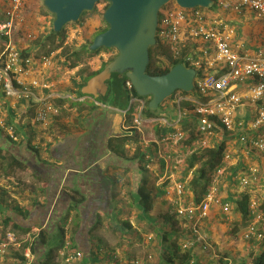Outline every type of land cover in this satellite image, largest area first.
Listing matches in <instances>:
<instances>
[{
  "label": "built area",
  "instance_id": "built-area-1",
  "mask_svg": "<svg viewBox=\"0 0 264 264\" xmlns=\"http://www.w3.org/2000/svg\"><path fill=\"white\" fill-rule=\"evenodd\" d=\"M23 4L24 0H10L6 18L0 21V114L3 104L14 109L20 101H28V104L15 114L14 123L5 126L0 121V125L12 140L18 139L15 128L20 127L15 121L25 119L27 127L36 129L40 125L47 124L62 109L48 99L38 98L35 94V89L44 90L52 86L51 82L40 79L39 74H36L37 66L51 65L57 53L52 51L49 55L37 57L20 49L14 42V35L22 21ZM215 4L220 8L234 11L248 10L257 17L264 16V0H215ZM233 33L232 27L228 24L210 19L206 8L174 7L160 19L158 18L156 39L170 49L174 59L178 58L186 48V35L206 42L213 53L210 57L208 49H201L202 60L196 65L203 64V66L197 69V76L194 79L196 97L179 98L177 101L179 112L173 126L166 118H148L142 114L148 98L130 100L132 107L137 103L136 112L132 113L131 128L141 132L144 125L151 123L173 127V131L161 139L152 140L157 144V156L163 161L164 169H171L174 155L173 152L163 151L161 143L167 144L170 149L172 147L183 149L182 160L186 156L200 153L207 147L224 145L221 160L214 167L207 191L198 204L189 201L184 205V185L180 182L174 185L177 198L173 202L178 205V211L194 219L192 229L195 239L184 243V248L195 247L196 243L201 242L204 251L210 249V243L198 229L199 222L209 215L213 206L222 210L227 221L231 220L232 201L236 198L241 199L243 194H249L252 217L243 228L240 237L246 242L254 241V246H258L263 238L259 226L262 225L264 218L258 206L264 195V183L260 184L257 170L262 169L264 175V47L256 49L252 54L238 53L232 48ZM188 60L191 61V56ZM126 85L129 89L132 87L129 81ZM181 100L190 101L193 109L181 110ZM31 108L33 114L25 117ZM188 112L193 115L196 136L189 144H184L185 132L179 125L188 117ZM147 168L151 167L147 165ZM229 169H243L235 176L237 183L231 185L233 200L220 191L223 180L226 181L227 175H231ZM232 178L234 177H231V181ZM3 183L2 178L0 186ZM26 239L7 229L0 240V264H4L10 250H20L22 242ZM22 254L26 258V264H29L32 260L30 247L22 249ZM214 256L217 260L222 259L221 264H235L229 256L216 253ZM58 258L69 263L80 259L81 253L69 250V244L66 242L60 249ZM116 258L120 259L119 255ZM114 259L110 264H124ZM195 263V259L190 262V264ZM218 263L219 261L215 264ZM247 264H251V261L248 260Z\"/></svg>",
  "mask_w": 264,
  "mask_h": 264
},
{
  "label": "crops",
  "instance_id": "crops-1",
  "mask_svg": "<svg viewBox=\"0 0 264 264\" xmlns=\"http://www.w3.org/2000/svg\"><path fill=\"white\" fill-rule=\"evenodd\" d=\"M9 3L10 0H0V21L5 20ZM213 4L210 9L206 8L207 16L212 20L232 27L234 31L232 48L234 51L252 54L256 49L264 47V16L257 17L248 10L234 11ZM21 15L22 21L14 35V42L20 49L32 52L29 40L36 37L37 39L44 38L47 35L53 22V15L46 11L43 0H24ZM186 48L191 56L190 63L195 65L198 70L203 66V64L202 66L196 65L202 60L201 49H208L210 57L213 56L212 49L209 48L206 42L192 39L189 35H186ZM33 54L37 57L46 55L45 53ZM59 61H62V59L54 57L51 65L39 64L37 66L36 74H39L40 79L51 82L52 86L44 90L35 89V94L38 98L48 99L53 103L57 98L66 99L64 106H67V103H73L68 106L69 111H73L74 114L57 119L51 118L47 124L40 125L36 129L27 127L25 119L15 121L20 127L26 125L21 127L20 135L23 139L17 143L8 140L9 136L2 128L3 126L0 125L3 130L0 129V148L9 151L22 162V166L16 167L5 164L3 168L1 174L4 183L0 186V217L9 216L23 227L34 226L35 230L45 226L44 224H47L54 217V215L52 216L53 209H55L57 216L62 214L60 208L65 204L64 201H60L67 198L65 190H68L67 187H71L73 183L78 185L87 183L92 185L91 189L96 191L102 188H100L101 184L109 190V193L105 190L106 194L108 193L106 197H115L117 207H123L122 201L125 199L126 191L132 188L133 174L137 172L136 164L129 161L131 151L119 155L114 153L113 149L111 150L108 146L110 140L132 134L130 125L127 126L128 123L126 124L125 121L128 112L104 100L96 101L95 98L87 95L77 97L72 94V85L68 86L69 83H65L64 88H61L60 83L66 82L63 78L67 73L60 71ZM75 78L80 80V77L69 75V79ZM27 104L28 101H20L14 109L3 104L2 113L0 114L1 123L4 125L9 119L14 121L15 114ZM80 108L83 117L76 120L75 116ZM187 116L183 123L179 125L183 130L184 126L193 124V117L190 112ZM25 117H29V115L27 114ZM29 135L32 138L31 142L40 147L38 153L33 152L25 143V138ZM143 142L148 143L146 140ZM116 144V141L111 142L113 148H117ZM124 147L127 150L128 148L133 150L131 144H125ZM161 147L165 152H173V167L175 156L181 158L184 156L183 149L176 147L170 149L165 143H161ZM109 159L114 160V162L111 164L108 162ZM98 165H101L102 168L93 169ZM173 170L164 169L160 177V179L164 178L163 180H171L172 186L166 194V199L169 202L173 201L171 200L170 191L174 190V185L178 181L176 173L179 170ZM242 171L243 169H229L231 175H227L228 179L226 181L223 180L220 189L224 196L232 197L233 200L230 192L231 185H233L231 177L239 175ZM257 171L260 184L264 183L262 169ZM191 172H189L187 178L191 176ZM160 179L157 182L158 184L163 181ZM99 194L100 196L105 195L103 192H99ZM189 195H191L190 192ZM58 200L59 205L55 208ZM103 200L99 198V202H91L88 205L106 203ZM239 200L237 199V201ZM232 205L234 206L233 203ZM240 217V213L235 212L232 218L239 220ZM133 218L134 215L132 214L130 217L131 222L134 221ZM107 222H110V220L105 218L103 223L106 224ZM69 225L70 220L66 226ZM66 226L65 228H67ZM227 226L228 223H226L222 210L213 206L206 219L200 222L199 227L200 232L205 240L210 243L211 248L204 251L200 246L201 242H198L194 247L196 263L215 264L218 262L214 256L216 253L231 257L235 264H244L243 261L246 257H241L240 254L242 253L239 252L241 249L233 245L232 238L234 236L226 232ZM105 229L106 226L103 225L95 233L96 236L104 240L103 232H105ZM26 238H28V235H25ZM105 242L104 240L103 243Z\"/></svg>",
  "mask_w": 264,
  "mask_h": 264
},
{
  "label": "trees",
  "instance_id": "trees-1",
  "mask_svg": "<svg viewBox=\"0 0 264 264\" xmlns=\"http://www.w3.org/2000/svg\"><path fill=\"white\" fill-rule=\"evenodd\" d=\"M213 3H215V0H213ZM176 6L178 5L175 3V1H169L160 8L158 18L160 19L162 15ZM210 8L211 7H209V9ZM94 10L95 7L92 11ZM85 13L87 12H83L82 15ZM81 17L78 21L73 23H80ZM105 29L107 28L105 27L99 30L96 34L103 32ZM65 38L66 32L64 28L59 32H55L51 25V28L45 37V45L48 46V50L45 51V54L49 55L50 52L59 48H63L62 44ZM85 50L90 55H94L99 53L101 50H109V48H99L97 50L91 51L86 45ZM78 54L79 53L77 51L73 52L75 59L69 64V67L73 70H76L80 80H76V78L72 79L71 89L73 95L82 97L84 96L80 92L82 85H84V83L91 76L99 72L107 64V62L96 70L78 68L80 65ZM66 58H69L68 55H66ZM188 58H190V53L187 48H184L182 54L178 58L174 59L171 56L170 49L157 39L156 44L149 48V63L146 71L152 75L163 74L178 63H182L187 67L196 68L195 65L190 63ZM127 81L128 79L123 74H112L110 80L107 82L109 88L106 97L112 95L111 104L119 109L126 110L129 113L127 118L132 119L130 111L133 110V107L130 106V100L132 98L146 99V97L138 96L133 87L129 89L126 85ZM177 92L178 91L174 92L163 102L172 98ZM179 92L182 97H196L195 90L191 92L179 90ZM101 100L102 99L100 98L98 99V101ZM65 101L66 99L64 98L55 99V103L64 109ZM148 101L149 99L145 103L142 114L148 118L158 117L157 114L159 110H150L148 108ZM72 104L73 103L70 105ZM180 108L181 110H192L193 104L190 101L181 100ZM61 110L63 109H60V113L55 115L53 119L60 118ZM32 114L33 108L28 111L29 117ZM81 117L83 116L80 108L78 109L75 119L78 120ZM5 123V126H9L14 123V121L13 119H9ZM25 126L23 125L21 127ZM21 127L16 126L15 128V134L17 135L18 139L12 140L8 137V140L13 143H17L19 140L23 139L20 135ZM195 129V122H193V124L190 126H184V144H189L195 138ZM130 131H132L130 136L114 138V140H110V145L108 144L109 148L111 150L113 149V152L119 155H124V153H129V151H131V153H129V161L136 164L137 167V172L133 174V186L130 190L126 191L125 199L122 201L124 204L123 207H117L115 197H106L109 193V190H107L101 184L100 188H102L99 191H96L95 189H91L92 185L87 183H84L83 185L73 183L71 187H67L68 190H65L67 198L60 201H64L65 204V206L60 208L62 214L57 216L55 209H53L54 211L52 216L54 215V217L50 219L47 224H44L45 226L40 227L38 230H35L34 226L23 227L9 216L0 217V240L3 238L4 232L7 229L12 230L20 237H23V239H25V235H28V238L22 242V247L20 250H10V252L5 257L4 264H26V258L22 254V249L27 246L30 247L32 254V260L29 264H110V261L112 262L114 258L115 261H122L124 264H137L134 261H127L126 258L122 256L120 251L105 246L103 244L104 240L100 237H97L95 234L97 230H99L103 225L107 227L108 225H111L113 230H117L119 232L121 231L122 233H125L126 236L130 232L137 231L134 221L131 222L130 220L132 214L134 215L133 219L138 221L146 219L149 230H155L156 250L160 256H158V258H156L153 263L147 264H190V262L195 259V248L191 246H187L185 248L183 247L184 243L195 239L192 229L194 219L188 217L185 213H180L178 211V205L173 202L177 198L174 190L170 191L172 198L171 200L173 201L169 202L166 199V194L169 188L172 186L171 180L166 179L159 184L157 183L164 171L163 161L157 156V144L152 141L147 144L144 143L141 140L139 131H137L135 128L130 127ZM171 131H173V127L163 125L161 123H156L153 126V134L157 139H161ZM25 139V143L33 152L38 153V151H40V147H38L37 144H33L31 142V135L27 136ZM113 141L117 142L116 146L118 149L115 147L113 148L111 145V142L113 143ZM125 144H131L133 146V150L131 148H128L127 150L124 147ZM223 148V144L217 145L215 147H207L200 153L186 156L182 160L183 167L182 169H179L178 173L176 174L178 180L177 182H180L184 185V205H186L189 201H193L195 204H198L203 199L209 185L210 175L214 167L221 160ZM108 162L112 164L114 160L109 159ZM5 164L16 167L22 166V162L15 155L5 149L0 148V179H2L1 173H3L2 171L5 167ZM147 165H149L151 168L148 169ZM101 168V165H98L93 169ZM190 171H192L191 176L187 178V175ZM233 177L232 183L236 184L237 181L235 176ZM105 190L108 191L107 194ZM99 192H103L105 195L103 196L102 194L100 196ZM189 192L191 195H189ZM99 198L104 199L103 201L106 203L100 205H88L91 202H99ZM234 201L235 202L232 201L234 204V206L232 205V217L235 212L240 213V221L243 220L245 224L244 227H246L248 221L252 217L251 209L249 207V194H244L239 201H237V198L234 199ZM58 205L59 200L55 208ZM19 208H21V206H19ZM258 210L259 212L263 213L264 218V195L260 205L258 206ZM105 218L110 220L109 223L107 222L108 224L103 223ZM69 220L70 225L66 226ZM200 222L198 224V229L200 227ZM226 223L230 224V222ZM65 226L67 228H65ZM238 230L239 229L235 227L232 229V233L236 235ZM259 232L262 233L263 238L258 243V246H255L256 250L252 248L251 251H249V254L243 261L244 264H247L248 260L251 261V264H264V221L262 225L259 226ZM148 237L151 238V236ZM66 242L69 244V250L81 253L80 259L71 261L69 263L58 261L59 251ZM249 245L253 246L254 241H249ZM118 255L120 259L116 258ZM105 260L108 261L104 262ZM217 261H219L218 264L222 263V259H218Z\"/></svg>",
  "mask_w": 264,
  "mask_h": 264
},
{
  "label": "water",
  "instance_id": "water-1",
  "mask_svg": "<svg viewBox=\"0 0 264 264\" xmlns=\"http://www.w3.org/2000/svg\"><path fill=\"white\" fill-rule=\"evenodd\" d=\"M108 3L103 12L107 29L94 36L88 45L91 51L113 48L116 56L80 88L92 98L105 96L112 74H123L136 94L149 99L148 108L159 105L174 92L194 90L197 69L178 63L163 74L147 73L149 48L156 44L160 8L171 0H43L53 15L52 28L61 31L67 23L79 20L83 12L93 10L96 3ZM182 8H209L213 0H173Z\"/></svg>",
  "mask_w": 264,
  "mask_h": 264
},
{
  "label": "rangeland",
  "instance_id": "rangeland-1",
  "mask_svg": "<svg viewBox=\"0 0 264 264\" xmlns=\"http://www.w3.org/2000/svg\"><path fill=\"white\" fill-rule=\"evenodd\" d=\"M106 6H107V2L104 1L96 3L94 6L95 10L87 11V13L82 15L80 23L70 22L64 26V30L66 32V38L62 44L63 48H59L54 51L55 53H57L56 57L62 59V61H59L60 71L67 73L63 78V80H65L66 82L60 83L61 88H64L65 83H69L68 86L72 85L71 83L72 79H69V75L75 76L77 78L79 77L77 75L76 70H73L69 67V64L75 59L73 55L74 51H77L79 53L78 60L80 65L78 66V68H87V69L96 70L99 69L104 63L109 62L110 58L112 57V52H110V50H102L100 54H94V55H90L85 50V46L91 42L95 34L99 30L106 27V23L103 20V12ZM46 11L50 13L47 9ZM45 37L46 36L40 39H37L36 37L35 39L32 38V40H29L32 46L31 51L33 53H45V51L48 50V46L45 45L46 42ZM66 55H68L69 58H66ZM181 97L182 96L178 91L177 93H175V95L172 98L167 99L165 102H162L159 105L158 108L159 111L157 114L158 117L156 118L159 117L166 118L167 122L173 126L176 120L175 117L178 116V112H179V106L177 101ZM98 99L95 98L96 101ZM104 101L111 103L112 95L107 96ZM67 104L70 105L69 103ZM68 105L65 106V109L62 108L63 110H61L60 118L66 116H72L74 114L73 111H69ZM133 107L134 110L130 111L131 116H132L131 113L136 112L137 103H134ZM127 116L128 115L126 114L125 121L126 124L128 123L127 124L128 126L131 123V119L127 118ZM155 124L151 123L148 125H144L141 128V132H139V134L141 136L142 141L146 140L148 143H150L154 138H156L155 135L153 134V126ZM182 163H183L182 158L180 156H177L174 160V167L172 163L171 169L172 170L174 169L173 171L177 169L178 170L182 169L183 167ZM146 222H147L146 219H142L139 221L134 219V225L137 227V231L130 232L127 234V236L125 235V233H122L121 231L119 232L117 230H113V227L111 225L110 226L108 225V227L106 226L105 232H103L104 233L103 238L106 242L103 244L111 249L120 251L122 256L125 257L127 261L130 262L134 261L137 264L153 263L154 260L158 258V256H160V254L156 250V241H155L156 235L154 232L155 230L153 229L149 230V226ZM226 222H230V224H228L227 226L228 228L226 229V232L234 236V238H232V243H234L233 244L234 246L241 249L239 250V252L242 253L240 254L241 257L243 256L247 257L249 251H251L252 248L256 250L254 245L253 246L249 245V242L243 241L240 237V233L243 231V228L245 226L243 220L241 221L240 219L234 220V218H232L231 220L228 221L226 220ZM235 227L239 229L236 235L232 233V229H234ZM148 236H151V238H149ZM58 261H60L59 258Z\"/></svg>",
  "mask_w": 264,
  "mask_h": 264
},
{
  "label": "flooded vegetation",
  "instance_id": "flooded-vegetation-1",
  "mask_svg": "<svg viewBox=\"0 0 264 264\" xmlns=\"http://www.w3.org/2000/svg\"><path fill=\"white\" fill-rule=\"evenodd\" d=\"M104 2H105V1H104ZM107 27H108V26L106 25V28H107ZM105 30H106V29H105ZM95 35H96V34H95ZM91 42H92V40H91ZM91 42H90V43H91ZM88 45H89V44H87V46H88ZM109 50H110V52H112V57L110 58V60H112V59L116 56L117 52H116V50L113 49V48H110ZM101 51H102V50H101ZM101 51H100V52H101ZM100 52L97 53V54H100ZM110 60H109V61H110ZM107 63H108V62H107ZM107 93H108V92H107ZM107 93H106V95H107ZM106 95H105V96H100L99 98L102 99V100H104V99H106Z\"/></svg>",
  "mask_w": 264,
  "mask_h": 264
}]
</instances>
